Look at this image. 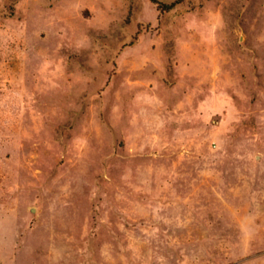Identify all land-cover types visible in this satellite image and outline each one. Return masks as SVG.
<instances>
[{
    "label": "rangeland",
    "instance_id": "374dc122",
    "mask_svg": "<svg viewBox=\"0 0 264 264\" xmlns=\"http://www.w3.org/2000/svg\"><path fill=\"white\" fill-rule=\"evenodd\" d=\"M0 264H264V0H0Z\"/></svg>",
    "mask_w": 264,
    "mask_h": 264
},
{
    "label": "trees",
    "instance_id": "16d2710c",
    "mask_svg": "<svg viewBox=\"0 0 264 264\" xmlns=\"http://www.w3.org/2000/svg\"><path fill=\"white\" fill-rule=\"evenodd\" d=\"M172 6H173V4L165 5V6H163V8H161V10L163 11V10L170 9Z\"/></svg>",
    "mask_w": 264,
    "mask_h": 264
}]
</instances>
